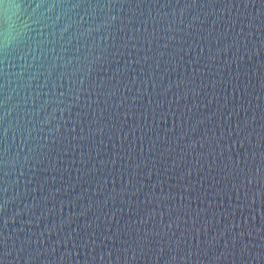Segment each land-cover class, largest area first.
I'll return each instance as SVG.
<instances>
[{
    "label": "water",
    "instance_id": "obj_1",
    "mask_svg": "<svg viewBox=\"0 0 264 264\" xmlns=\"http://www.w3.org/2000/svg\"><path fill=\"white\" fill-rule=\"evenodd\" d=\"M0 264H264V0H0Z\"/></svg>",
    "mask_w": 264,
    "mask_h": 264
}]
</instances>
